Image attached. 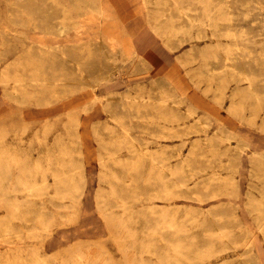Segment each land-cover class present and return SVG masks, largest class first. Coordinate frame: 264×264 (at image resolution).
Masks as SVG:
<instances>
[{
  "label": "rangeland",
  "instance_id": "1",
  "mask_svg": "<svg viewBox=\"0 0 264 264\" xmlns=\"http://www.w3.org/2000/svg\"><path fill=\"white\" fill-rule=\"evenodd\" d=\"M204 1L0 0V156L27 167L0 166V216L11 200L33 207L8 213L0 264H30L31 250L39 264H85L93 254L128 264L127 206L136 224L152 206L158 241L160 208L176 223L161 225L162 259L144 252L148 264H264V211H253L264 205V0H210V31L179 13L190 6L202 17ZM220 1L231 22L213 6ZM231 44L239 49L228 54ZM144 166L165 175L170 194L123 202L121 189L138 190ZM22 171L35 191L18 186ZM71 175L78 189L61 196ZM193 236L196 248L213 242L208 255L187 249Z\"/></svg>",
  "mask_w": 264,
  "mask_h": 264
},
{
  "label": "bare ground",
  "instance_id": "2",
  "mask_svg": "<svg viewBox=\"0 0 264 264\" xmlns=\"http://www.w3.org/2000/svg\"><path fill=\"white\" fill-rule=\"evenodd\" d=\"M212 2L210 1V0H206V2L204 1V4H203V7H202V9L204 10L203 12H204V14H203V16L202 17H204V18H202L201 16H199V15H195L194 13H192V8L190 7V6H186V7H183V8H180L179 9V13L181 14V16H186L188 19H189V21H190V23H197V24H200V25H205V26H207V29H208V31H210V25L207 23V21H210V14H209V11H208V5H210ZM261 3V2H260ZM262 4V3H261ZM214 7H216L217 9H225L226 11H225V13L223 14V19L224 20H226V21H230L231 22V11H230V6H229V1H227L226 3L225 2H222V1H220V2H218V3H215L214 5H213ZM68 18H69V16H67ZM64 18V17H63ZM55 27L57 28V30L59 31V32H62V29L65 27L64 26V24L63 23H61V22H57V23H55ZM228 34H230L231 36L232 35H235L236 34V32H235V30H234V28H230V30L227 32ZM244 34V33H243ZM246 35V34H245ZM101 44V43H100ZM234 48H235V50H238L239 49V46L238 45H234V44H231L230 46H228L227 48H226V52L228 53V54H231L232 53V51L234 50ZM224 50V49H223ZM91 54H92V52H91ZM224 56V55H223ZM222 57V56H221ZM71 61V60H70ZM240 62V61H239ZM110 63V62H109ZM112 63V62H111ZM228 63H229V61H228ZM74 64L76 65V67L80 70V73L82 74V76H83V78L84 79H90V78H88V76H86V74L85 73H82V66H81V64L79 63V62H74ZM230 65H231V67H232V65L234 66V64H231V63H229ZM101 66V65H100ZM230 67V66H229ZM75 68V67H74ZM73 68V69H74ZM112 69V68H111ZM110 69V70H111ZM75 70V69H74ZM107 71V70H106ZM107 74H108V71L106 72ZM109 73H111V72H109ZM241 73L244 75V78H245V80H246V82L248 83L247 85H248V88H249V90L252 92V95L254 96V97H257L258 96V93H257V90H256V88H255V86L253 85V83H252V79H253V77L252 76H250L249 74H247L246 73V71H241ZM93 74V73H92ZM106 76H104V78H105ZM98 78V77H97ZM92 79V78H91ZM108 79V78H107ZM31 81H34V82H38L39 84H45V83H48V82H54V81H58V79H55V78H47V77H37V78H33V79H30ZM96 80V79H95ZM24 81V80H23ZM27 83H28V81H26ZM30 82V81H29ZM79 82V81H78ZM97 83V82H96ZM65 84V83H64ZM90 85V84H89ZM152 87V86H151ZM109 94V93H108ZM115 96V95H114ZM118 96V95H117ZM107 97H110V95L109 96H107ZM135 97H137V96H135ZM134 97V98H135ZM111 98V97H110ZM127 98V97H126ZM140 98V97H139ZM117 99V98H116ZM113 100V99H112ZM118 100V99H117ZM151 100V99H150ZM153 100V99H152ZM167 102V101H166ZM106 112V111H105ZM189 113V112H188ZM192 113V112H191ZM111 118L112 119H114V121L118 118L115 114H111ZM199 121H200V119H199ZM202 123H203V121H202ZM191 129V128H190ZM168 131V130H167ZM190 132V131H189ZM201 132V131H200ZM204 132V131H203ZM125 133H126V129H125ZM163 134V133H162ZM180 136V135H179ZM130 137V136H129ZM132 140V139H131ZM133 142V141H132ZM134 143V142H133ZM135 144V143H134ZM206 144V143H205ZM208 147V146H207ZM174 152H175V150H174ZM146 154V153H145ZM136 155V157H135V163H136V161L138 162V163H136L137 165L139 164V162L141 161L140 160V158L138 157V154L136 153L135 154ZM147 157H148V155H147ZM110 159H107L106 161H104L105 163H108L109 161L111 162V163H116V164H118V163H120L117 159H114V158H111V157H109ZM181 158V157H180ZM8 159H10V160H16L17 159V162H18V160H19V158H16V157H8ZM7 158H2L1 156H0V166H3V167H5V168H7L8 167V164L9 163H7L8 160ZM182 160V159H181ZM19 162H20V160H19ZM65 162H70L69 160L68 161H65ZM155 162V161H154ZM21 164H22V162H20ZM213 163V162H212ZM36 166L37 165H34L32 168L33 169H35L36 168ZM139 167H140V165H138ZM215 166V165H214ZM27 167H24L23 166V164H22V167H21V169L23 170V169H26ZM142 168V170H145V169H147V167H141ZM150 168H152V167H150ZM182 168V167H181ZM181 168H179V169H181ZM148 170H149V168H148ZM74 172V171H73ZM176 173V170H169L168 171V174L169 175H173V174H175ZM148 174H149V172H148ZM257 174V173H256ZM7 177V175L5 174V173H3L2 171H0V196H5L8 192H7V190H8V186L6 185V184H3V182H4V178H6ZM3 180V181H2ZM17 180H18V186H21V187H24V188H26L29 192H33V191H35L36 190V185H35V183H34V180H33V178L32 177H29V178H25V172L24 171H22V173L18 176V178H17ZM46 181V180H45ZM149 181V175L147 176L145 173H142V175L140 176V178H139V186H138V190L137 189H135L134 191H129L128 189L127 190H125V189H121V198H125V199H123L122 201L123 202H125V203H127V198H135L137 195H139V194H142V193H146V189H145V187H146V184H147V182ZM62 185V190L61 191H58V194H60L61 196H69V195H72L73 194V192L74 191H76L77 189H78V185H77V183H76V179L74 178V175H71L70 176V178H69V182H60ZM180 185H183V182H181L180 183ZM126 187H128V185L126 186ZM258 188V187H257ZM166 191H168V193L170 194V192H171V187L169 186L168 188L165 186V184H164V186H163V190H162V193H165L166 194ZM187 191V190H186ZM110 192H112V193H114V190H113V186H112V189L110 190ZM189 192V191H188ZM153 195H154V191H153V193H152ZM104 195V194H103ZM103 195H99L101 198H102V196ZM9 206H10V209H11V211H13V212H17V211H19L20 212V210H19V208H20V206L18 205V203L16 202V201H14V200H11L10 202H9ZM147 211H149L150 213H152L153 212V208H152V206H150V207H148L147 209H146ZM253 211H256V213L257 214H260L262 211H264V205H261V204H259V205H254V207H253ZM128 212H129V208H128V206L126 207V209H125V211H124V214L123 215H121L122 216V218L121 219H124V220H126L127 219V214H128ZM123 220V221H124ZM127 221V220H126ZM167 214H166V212L165 211H162V215H160V222H166L167 223ZM168 223H169V227H175L176 226V223L173 221V220H169L168 221ZM19 234V233H18ZM196 240H197V238L195 237V236H193V237H191L190 238V240H188V242H185V244H188L189 246V248L187 247V249H191V252H192V249H193V256H195V258H203V257H205L206 255H208L207 254V251L208 250H210L211 248H212V241H208V242H201V244L203 245V246H201L200 248H196V247H194L193 245H194V243L196 242ZM179 243L180 242H178V241H176L175 242V245L173 246L174 247V249L175 250H177L178 251V249H179ZM203 247V248H202ZM185 248V247H184ZM246 249H247V247H246ZM248 250V249H247ZM186 255H188L187 253H185V254H183V256H185L186 257ZM80 258V257H79ZM239 259V258H238ZM244 260V259H243ZM82 261V260H81ZM245 262H247V261H245ZM237 264V263H236ZM247 264H252V263H247Z\"/></svg>",
  "mask_w": 264,
  "mask_h": 264
},
{
  "label": "crops",
  "instance_id": "3",
  "mask_svg": "<svg viewBox=\"0 0 264 264\" xmlns=\"http://www.w3.org/2000/svg\"><path fill=\"white\" fill-rule=\"evenodd\" d=\"M157 128H154V131ZM162 128L160 127L156 135H162ZM153 131V129H152ZM155 131V132H156ZM155 135V134H154ZM160 151V159L162 157V151ZM152 168L149 167V170L151 171ZM148 168L145 169V174L148 176L149 175V181L146 184V195L145 197L147 198H162L163 196H165V193H162L163 190V186L165 184L166 186V182L165 179H163V177H165V175H163L162 173H159L158 176L155 174L153 176V174H148ZM158 177V180H157ZM153 179H155V182L153 181ZM153 181V183H152ZM154 191V195L152 194ZM164 194V195H163ZM7 195V194H6ZM5 196H0V198L6 197ZM132 201V198H127V202L130 204ZM8 202V199L6 200V203ZM18 203V205L20 206L19 211L17 212H13L10 209V212L8 213H12L15 214L16 217H20L23 216V214L27 213V214H31L33 207L29 206L28 204L24 207L22 206V203L16 201ZM130 207V206H129ZM25 209V210H24ZM162 210L160 208L159 210V214H158V222L160 224V233H159V241L158 238L153 237V234H155L156 230L155 227H153L151 225V218L152 216L150 215L149 211H145L143 216H140L139 219L140 222L136 224V222L133 220L135 219V212L132 211V209L129 208V212L127 214V226H124L123 228L128 229L129 231H126L124 234L127 237H131L133 239L131 246H128V252H127V263L128 264H148L146 263V261L144 260L145 258L143 257L144 252H155V251H159L161 253H159V259H162V250H163V244L165 245V243H162V240H164L163 234H166V230L164 231V233L161 232V225L162 224H166V222H160V215H162ZM154 212V211H153ZM152 212V213H153ZM166 212V211H165ZM8 213H6L4 216L1 215L0 216V237H4L8 234L11 224L9 222V218H11V216L8 215ZM167 214V212H166ZM122 217V216H121ZM120 217V218H121ZM23 226V225H22ZM5 239V238H4ZM31 253L29 254L30 257V264H39V258H40V254L39 252H35L33 250L30 251ZM16 258H19V253L13 255ZM23 257V256H22ZM28 257V255H25V258ZM47 257V256H46ZM9 259L8 257L6 258V260ZM25 260V259H24ZM27 262H29L28 260H25ZM3 264V263H2ZM18 264H23V263H18ZM63 264H70L67 261H63ZM85 264H107L105 263V261L103 260V258L99 255V254H93V256H88L87 261L85 262Z\"/></svg>",
  "mask_w": 264,
  "mask_h": 264
}]
</instances>
